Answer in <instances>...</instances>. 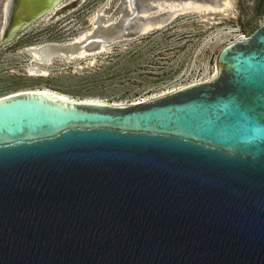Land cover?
I'll use <instances>...</instances> for the list:
<instances>
[{
    "label": "water",
    "instance_id": "water-1",
    "mask_svg": "<svg viewBox=\"0 0 264 264\" xmlns=\"http://www.w3.org/2000/svg\"><path fill=\"white\" fill-rule=\"evenodd\" d=\"M62 1L17 0L0 52ZM0 264H264V23L134 106L0 98Z\"/></svg>",
    "mask_w": 264,
    "mask_h": 264
},
{
    "label": "rangeland",
    "instance_id": "rangeland-1",
    "mask_svg": "<svg viewBox=\"0 0 264 264\" xmlns=\"http://www.w3.org/2000/svg\"><path fill=\"white\" fill-rule=\"evenodd\" d=\"M4 1L0 0V23ZM77 1L70 0L67 8L53 15L50 21L38 22L0 52V97L46 87L80 100L139 102L212 76L222 49L264 23V0H232V8L226 16H207L206 21L198 14L181 16L167 27L143 36L139 35L137 25L133 26L134 21L142 20L140 8L147 4V17L159 19L168 12V9L158 11L156 8L155 4L163 0H136L137 9L132 6L129 9L126 0ZM135 13L131 24L124 27L125 20ZM95 14L98 18L94 32L105 31L117 37L106 43L109 54L97 55V62L91 67L84 60L70 65L61 57H55L51 66L43 63V67L50 70L49 77L27 74L31 57L25 51L27 48L71 42L80 33L94 28L91 18ZM60 17L62 19L55 22ZM68 22L71 24L65 26Z\"/></svg>",
    "mask_w": 264,
    "mask_h": 264
},
{
    "label": "bare ground",
    "instance_id": "bare-ground-1",
    "mask_svg": "<svg viewBox=\"0 0 264 264\" xmlns=\"http://www.w3.org/2000/svg\"><path fill=\"white\" fill-rule=\"evenodd\" d=\"M16 1L17 0H5L2 4L3 21L0 23V37L3 36L5 33V29L7 28L10 15L12 14L13 7ZM69 1L70 0H63L51 12L46 14V16L41 21H50L51 17L53 15H57L64 7H66ZM126 2L130 9L132 6L131 0H126ZM232 2H233L232 0H163L162 2L155 4L156 8L158 9V11H166V9H168V12L166 15L159 17V19L157 18L153 19V18L147 17L149 8H147L146 6L147 4H145L143 8H140V13H141L140 15H141L142 20L138 23L134 21L133 26L137 25L136 28L138 30L139 35L145 36V35L150 34L154 30H160V29L167 27L168 25H170L172 22H174L177 18L181 16L198 14V15H202V17L204 18L203 21H206L207 16H215V15H225L226 16L228 15L227 13L229 12V10L232 8ZM130 13L132 12L130 11ZM97 18L98 17L96 14L91 18V20L93 21V27H94L93 29H91L88 32L80 33L71 42L48 43L42 46H31L27 48V49H35L34 51L29 50L30 52L27 51V49L25 50L31 56L29 59V64L26 67L27 74L31 77H44V78L49 77L50 70L47 67H43L44 66L43 63L51 66L53 64L55 57H61L62 60H64L66 63H69L70 65H77L79 60H84L91 67L94 64H96L97 55L109 54V47L106 44V42L102 43L101 45H99L97 49H93V50L88 49L86 47L84 48L82 47L81 49L80 48L76 49L78 45H81L82 43L87 42L90 39V37L94 35V29L96 28ZM61 19L62 18L60 17L55 22H59ZM70 24L71 22H68L65 26H68ZM69 29H71V27ZM242 35L243 34H241L240 36ZM45 60L47 62H45ZM216 73H217V62L215 64L214 74L212 76L206 79L197 80L193 82L209 81L212 77L216 76ZM185 85L187 84L181 85L167 92L157 94L152 97H148L139 102H134L131 104L110 103L100 98H88V99L80 100V99L73 98L72 96L66 93H62V92H59V91H56L50 88H46V87L29 89V90H21V91H18V92H15L13 94H9L3 97L17 95L19 93L28 92V91L45 90V91L52 93L53 95H55L56 97L60 99H72L75 101H82V102L108 103L113 106H124V105L134 106L136 104L142 103L144 101L150 100L160 95L172 93ZM3 97H0V98H3Z\"/></svg>",
    "mask_w": 264,
    "mask_h": 264
},
{
    "label": "flooded vegetation",
    "instance_id": "flooded-vegetation-1",
    "mask_svg": "<svg viewBox=\"0 0 264 264\" xmlns=\"http://www.w3.org/2000/svg\"><path fill=\"white\" fill-rule=\"evenodd\" d=\"M15 43V42H14ZM14 43H12L11 45H13ZM11 45H9V46H11ZM8 47V46H7ZM5 49V48H4ZM13 94V93H12Z\"/></svg>",
    "mask_w": 264,
    "mask_h": 264
}]
</instances>
